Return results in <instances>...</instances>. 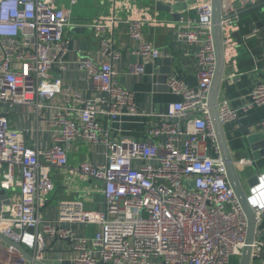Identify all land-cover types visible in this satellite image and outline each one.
I'll return each mask as SVG.
<instances>
[{
	"label": "built area",
	"instance_id": "2783aa9c",
	"mask_svg": "<svg viewBox=\"0 0 264 264\" xmlns=\"http://www.w3.org/2000/svg\"><path fill=\"white\" fill-rule=\"evenodd\" d=\"M110 2L109 14L85 24L99 38L104 57L80 53L68 61L71 8L56 0H0V188L6 191L0 234L11 241L0 237V264H45L53 250H62L71 264H230L245 246L248 218L228 180L209 110L216 69L212 0H194L196 14L177 20L161 19L135 0ZM121 23L135 42L132 53L145 64L158 60L162 49L144 39V26L175 28L177 40L188 46L184 54L197 61V85L172 73L167 86L177 99L164 111L141 108L118 78L121 51L111 34ZM241 26L237 15L223 24L226 62L234 67V33ZM258 33L254 27L252 34ZM69 62L92 84L89 94L53 76L54 67L66 69ZM19 104L35 108L50 143L30 144L29 129L11 124L10 110ZM256 106L264 107V82L239 106L227 97L218 103L223 123ZM151 116L157 120L146 122L144 139L124 136L116 126ZM74 143L103 146L104 159L70 164ZM53 168L99 181L104 206L90 209L81 199H69L55 218L46 216L48 195L56 188ZM261 176L249 191L258 217L264 211ZM86 226L96 228L88 233ZM263 249L264 240H255L251 264H259Z\"/></svg>",
	"mask_w": 264,
	"mask_h": 264
},
{
	"label": "crops",
	"instance_id": "0c3cea01",
	"mask_svg": "<svg viewBox=\"0 0 264 264\" xmlns=\"http://www.w3.org/2000/svg\"><path fill=\"white\" fill-rule=\"evenodd\" d=\"M135 1L139 5L149 8L152 13L157 12L158 16L164 20H177L180 16L196 14V10L191 5L194 0ZM161 2L164 5L172 6V9L166 10L162 8L163 5L160 7L159 3ZM56 3L59 6L71 8L73 24L68 32L70 38L68 61L75 60L80 53L102 59L104 56L101 52L100 40L85 24L96 16L109 14L111 12L110 0H77L73 5H70V0H56ZM223 4L225 13H234L235 16L240 17L241 28L245 27L243 20L248 22L245 28L248 33L244 34L240 30L241 39H238L237 67L228 64L220 93V98L227 97L232 105L239 106L245 95L256 83L264 82V39L260 36L254 38L255 35L252 34L255 19L251 12L238 14L239 11L249 6L248 0H223ZM143 32L145 40L156 44L162 49V55L155 62L143 63L140 56L132 53L135 42L129 35L127 25L121 23L111 34L115 46L121 51V57L117 61L118 78L122 84L135 92L137 102L141 108L147 111L160 112L166 109L168 102L177 99V96L169 91L167 81L159 80V77L163 75L161 68H166V60L171 59L172 73L182 76L193 86L198 83V64L193 56L184 54L188 46L177 40L175 28L168 25L147 23L143 28ZM52 74L56 78H61L65 84L86 94H89L92 90V84L73 62H69L66 69L60 66L54 67ZM231 74H235V77H230ZM9 117L14 127L29 129L26 131V138L30 144L43 143L46 145L51 142V134L44 130L46 127L45 122L38 116L34 107L23 104L16 105L10 110ZM239 119L242 123L262 121L264 119V107L256 106L247 112L241 113L238 118L228 122V127H226L232 153L238 160L239 166L242 165L245 168V171H242V178L246 182L248 176L260 175L264 172V156L254 157L251 146L242 132L236 131V135L229 133L231 127L237 126ZM152 120L156 121L157 117L126 119L117 122L116 126L124 136L144 139L147 137L148 127L146 122ZM229 123L233 124L229 125ZM102 150L103 146H92L85 143L71 144L69 149L70 164L76 165L87 158L103 160ZM55 169L57 170L56 179L54 180L56 191L45 207L46 216L55 218L60 203L69 199H81L85 206L90 209L104 206L105 198L99 181L70 177L66 168ZM247 190H249L248 187ZM253 200L257 201V196ZM54 201H57L58 204L55 207L52 206ZM261 227H264V218L261 220ZM95 228L96 226H86V231L91 233ZM63 244L59 243L58 246L65 249ZM55 252L56 250H53L52 256ZM257 262L264 264V249L257 257Z\"/></svg>",
	"mask_w": 264,
	"mask_h": 264
},
{
	"label": "water",
	"instance_id": "95a60500",
	"mask_svg": "<svg viewBox=\"0 0 264 264\" xmlns=\"http://www.w3.org/2000/svg\"><path fill=\"white\" fill-rule=\"evenodd\" d=\"M161 5H163L162 8H165L166 10L172 9V6L164 5L162 2L159 3L160 7ZM248 5L249 6L246 9L239 11L238 14L251 12L253 18L255 19L254 25L259 30V33L257 36L255 35L254 38L260 36L264 39V0H248ZM212 7V32L216 52V69L209 92V110L212 123L217 134L221 154L225 160L228 180L234 188L248 218L246 243L242 249L241 255L238 258L237 264H251L254 259L253 243L257 239L264 240V227H261V223L259 224V222L264 218V211L258 217L252 205V198L249 196L250 188L260 182V177L258 174H253L247 177L246 182L243 180L242 171H245V168H243L242 165L239 166L238 160L234 157L230 147L228 133L226 131L228 124L223 123L220 118L218 103L226 68L228 66L225 57L223 24L226 19L234 17L235 14L225 13L223 0H212ZM234 36L237 39H241V31H236ZM166 62V68H161V73H163V75L159 77L160 81H167L168 74L172 73L171 59H167ZM232 124L233 123H229V125ZM236 131L242 132V134L246 137L255 158L264 156V129L261 121L242 123L239 119L237 126L231 127L229 133L235 134ZM261 175H263L261 176L263 180L264 174L262 173ZM247 187L249 190H247ZM4 197H6V191L3 188H0V200ZM0 237L7 242H11L7 237L2 236L1 234ZM45 264H71V260L63 258L62 250H56L52 258L47 260Z\"/></svg>",
	"mask_w": 264,
	"mask_h": 264
},
{
	"label": "rangeland",
	"instance_id": "374dc122",
	"mask_svg": "<svg viewBox=\"0 0 264 264\" xmlns=\"http://www.w3.org/2000/svg\"><path fill=\"white\" fill-rule=\"evenodd\" d=\"M87 148H89L88 146H87ZM69 159H71V155L69 156ZM248 170H249V168H248ZM56 169L55 168H53L52 169V171H51V178L53 179V181L56 179L55 178V175H56ZM55 182V181H54ZM55 191H56V189L53 191V192H51V193H49V195H48V198L50 199L53 195H54V193H55ZM58 204H57V201H54L53 203H52V206H57ZM237 260H238V258H237ZM237 263H238V261H237Z\"/></svg>",
	"mask_w": 264,
	"mask_h": 264
},
{
	"label": "trees",
	"instance_id": "16d2710c",
	"mask_svg": "<svg viewBox=\"0 0 264 264\" xmlns=\"http://www.w3.org/2000/svg\"><path fill=\"white\" fill-rule=\"evenodd\" d=\"M243 23L245 24V27H242L241 28V31L244 33V34H246V33H248L247 32V29H245L246 28V26L248 25V22H247V20L245 21V20H243ZM237 257H233L232 258V260H231V262H230V264H237Z\"/></svg>",
	"mask_w": 264,
	"mask_h": 264
},
{
	"label": "bare ground",
	"instance_id": "6f19581e",
	"mask_svg": "<svg viewBox=\"0 0 264 264\" xmlns=\"http://www.w3.org/2000/svg\"><path fill=\"white\" fill-rule=\"evenodd\" d=\"M262 176H263V175H262ZM261 185L264 186L263 181H262ZM257 193L261 194L260 191H258Z\"/></svg>",
	"mask_w": 264,
	"mask_h": 264
}]
</instances>
